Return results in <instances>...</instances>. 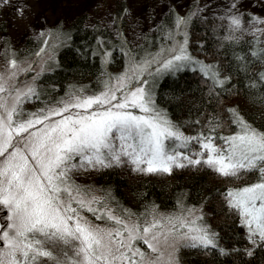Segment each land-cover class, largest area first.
Segmentation results:
<instances>
[{"label":"snow or ice","instance_id":"snow-or-ice-1","mask_svg":"<svg viewBox=\"0 0 264 264\" xmlns=\"http://www.w3.org/2000/svg\"><path fill=\"white\" fill-rule=\"evenodd\" d=\"M16 11L23 15L21 8ZM130 11L125 7L107 21L117 26L124 70L102 71L96 88L68 85L63 95L40 99L34 81L56 64L54 47L41 60L47 37L56 32V44L70 39L63 21L32 30L34 38L47 36L30 61L17 59L7 42L0 49L5 58L0 69V264H179L181 248L225 257L264 250V124L238 105L223 103L224 96L240 91L232 81L242 76L249 99L264 104V16L242 10L240 0L212 13L215 48L223 50L225 67L214 53L204 59L188 47V26L201 7L186 15L170 7L171 18L153 26L165 41L154 52L135 43L145 34L134 30L133 41L124 36L123 16ZM100 26L105 22L92 25ZM131 27L138 29L139 21ZM102 51L106 64L111 50ZM181 69L197 72L206 85L204 95L217 105L200 113L190 132L184 130L189 121L173 120L156 103V81ZM29 72L31 77L19 79ZM25 101L40 107L29 111ZM122 166L140 174L208 169L228 182L200 205L178 198L173 210L151 203L137 212L117 201L110 188L76 179L82 172ZM214 196L245 228L251 247L221 244L203 211ZM85 210L101 222H93Z\"/></svg>","mask_w":264,"mask_h":264},{"label":"trees","instance_id":"trees-1","mask_svg":"<svg viewBox=\"0 0 264 264\" xmlns=\"http://www.w3.org/2000/svg\"><path fill=\"white\" fill-rule=\"evenodd\" d=\"M195 7L198 0H190ZM123 5H117L115 15L119 17ZM207 17V20L201 19ZM171 18L169 11L165 12L160 22ZM87 15H77L64 30L69 31L70 39L57 54V65L51 72L46 71L41 75L40 81L50 86V91L55 95L63 94L68 85L82 84L85 88H96L97 79L102 71L107 68H118L122 65L124 54L121 52L120 39H114L106 27L93 28L89 24ZM212 15L193 16L188 26V47L193 55L204 59L209 57V52L214 53V58L221 60L227 67L223 50L217 52L215 48V37L212 35ZM7 33V24L0 22V37H3L0 45L7 42L10 44ZM160 37L157 40V37ZM111 50V57L106 64H102L101 42ZM246 36L245 40H250ZM203 41V46L199 43ZM165 43L161 33L154 31L142 36L141 44L143 50L153 52L158 45ZM41 47V39L33 40L27 37L17 47V56L29 57ZM227 47V46H226ZM202 49V50H201ZM260 65H255L259 70ZM242 76H236L233 83L240 91L223 97L225 105L236 104L240 111L247 117H256L258 124H264V104H259L249 99L246 87L240 83ZM206 85L201 83V77L197 72L189 69L178 70L175 75L171 72L165 73L156 86V103L167 110L173 120L189 121L184 130H193V124L200 113L212 111L217 107L216 102L209 96L204 95ZM95 183L111 189L112 195L123 206L133 211L141 210L146 204L155 203L163 210H171L176 207V200L181 198L186 204L200 205L202 199L214 189L222 187L228 181L219 177L211 170L191 168L174 169L171 174H140L126 173L123 167L104 169L95 173ZM219 197H212L204 202L203 211L207 213V222L221 236V244L225 247L244 249L251 247L245 238V228L237 223L235 215L226 214V209L218 205ZM181 264H264V250L254 249L251 257L233 255L229 257L220 256L216 253L203 254L193 249L181 248L179 251Z\"/></svg>","mask_w":264,"mask_h":264},{"label":"rangeland","instance_id":"rangeland-1","mask_svg":"<svg viewBox=\"0 0 264 264\" xmlns=\"http://www.w3.org/2000/svg\"><path fill=\"white\" fill-rule=\"evenodd\" d=\"M120 3H122L124 8L127 7L131 10L128 14L123 16L122 31L124 36L127 37L129 41H133L134 37L132 32L134 30L143 34L154 32L155 29L153 26L157 24V21L165 12L169 11L170 7L174 8L175 12L179 13L180 15H186L190 10L199 6L202 8V12L199 15L204 16L212 15L214 11H219L220 8L227 7L230 3V0H198L195 7H192L190 0H8L6 5L0 4V22H6L7 33L5 35H9V45L15 50L27 37L33 38V40L36 41L41 39V46H44L45 36H47V33H45V36L34 38L32 32L33 29L39 31L40 29L55 28L61 21H63V28H65L68 23H70L77 15L81 13L87 15V21L89 24L98 23L100 25L102 21L105 22V26L101 27H106L108 29L107 31L111 35L110 37L114 39H120L115 35V28L117 26H107V21L112 17H116L115 11L117 5ZM240 3L242 5V10L247 9L250 12L264 16V0H240ZM17 8L22 9V16L17 13ZM136 21H139V27L138 29H133L131 25H133ZM2 39L3 37H0V42ZM57 39L58 37L56 32H53L51 36L47 37V45L45 46V51L41 57V60H46L47 57L52 54L54 47L56 64L53 68H55L57 65V54L59 50L68 42V40H61L60 44H56L55 42ZM141 40L142 37L135 39V43L140 45ZM167 43H170V41H167ZM101 44L102 49L106 48L103 42ZM3 47V45H0V49H3ZM159 47L160 45H158L157 48ZM35 53L36 52H34L29 57L17 56V59L30 61L34 58ZM4 64L5 58L3 53L0 52V69L4 67ZM124 65L125 56L120 67L114 69L107 68L106 71L111 73H119L124 70ZM33 67L39 71L40 65L35 64ZM46 71L47 70L44 72ZM43 73H41L38 79L34 81L37 86V90L40 93V99L46 100L54 98L56 96L49 90L50 86H47L40 81L41 75ZM165 73L168 72H164L159 77V79L156 81V86L160 78ZM31 75L32 72L27 73V75L21 74L19 79L23 80L27 77H31ZM74 85L84 86L79 83ZM85 89L89 90V88ZM23 107L31 111L37 107H40V105L36 101H25ZM122 167L126 173H133L129 170L128 166ZM96 172L97 171H88L79 173L76 176V179L83 184H92L98 186L95 183ZM159 209L165 212L170 211L163 210L161 208ZM84 214L89 216L93 222H101L97 221L94 216L87 212V210L84 211ZM141 247L146 246L141 244ZM179 264H181L180 260Z\"/></svg>","mask_w":264,"mask_h":264}]
</instances>
